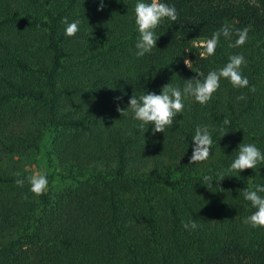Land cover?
Here are the masks:
<instances>
[{"label": "trees", "instance_id": "trees-1", "mask_svg": "<svg viewBox=\"0 0 264 264\" xmlns=\"http://www.w3.org/2000/svg\"><path fill=\"white\" fill-rule=\"evenodd\" d=\"M104 2L0 0V264H264V227L243 223L255 209L242 195L264 185V165L230 170L239 144L264 152V0H162L179 17L162 21L143 57L137 0ZM65 18L81 22L75 36ZM222 25H251L247 43L222 37L202 58L193 42ZM234 54L249 86L222 79L206 105L187 98L165 133L117 111ZM198 125L212 130V155L189 163ZM29 166L47 173L46 194L30 191ZM218 174L210 189L200 182Z\"/></svg>", "mask_w": 264, "mask_h": 264}, {"label": "clouds", "instance_id": "clouds-1", "mask_svg": "<svg viewBox=\"0 0 264 264\" xmlns=\"http://www.w3.org/2000/svg\"><path fill=\"white\" fill-rule=\"evenodd\" d=\"M105 7L104 0H99L98 11ZM135 24L139 33V38L135 44L137 57H143L151 53L156 48L158 36L155 30L161 25L162 21L167 19L176 22L179 13L174 5L162 2V0H137L135 4ZM62 23L66 25L65 35L75 36L80 31V21L69 22L65 18ZM251 25L243 29H234L231 25H222L219 30L214 32L209 39L203 42V52L200 53L202 58L214 56L216 49L223 37L226 40H232L235 36L234 43L229 47L238 48L247 43L251 30ZM185 65L190 68L188 59L184 61ZM247 60L243 54H234L228 57V62L219 69L210 70L206 76L203 73H196L192 78L186 79L183 88L173 86L170 83L162 87L159 94L153 91H147L140 96L132 95L128 100L127 108L119 107L117 111L121 115H127L130 111L134 120L139 121L138 128L143 132L147 131L148 126H152V134L157 132L165 133L166 129L173 127L178 114L184 112V101L191 97L201 105H206L213 97V94L220 88L222 79L228 80L233 88L242 89L249 86V79L243 75L242 69L247 66ZM250 91H255L252 86ZM246 97L240 95L237 100H243ZM123 95L114 97V101H121ZM225 126L230 125V120L225 118ZM226 132H223V135ZM222 135V136H223ZM221 136V137H222ZM192 152L189 157V163H203L209 160L212 155V130L208 125H198L195 134L192 136ZM258 165H264V152H262L254 143L238 146V154L230 165L233 172H241L246 169H256ZM19 175V174H17ZM225 176L218 174L217 177L204 175L201 183L210 189L212 182H219ZM30 185V191L36 196L47 193L49 181L47 173L44 171L36 172L27 177ZM16 184L23 187L25 179H16ZM264 185H249L242 192L243 198L250 202L255 211L246 217L243 223L251 225L253 228L264 227ZM185 229L195 230L198 225L195 221H189L183 224Z\"/></svg>", "mask_w": 264, "mask_h": 264}, {"label": "rangeland", "instance_id": "rangeland-1", "mask_svg": "<svg viewBox=\"0 0 264 264\" xmlns=\"http://www.w3.org/2000/svg\"><path fill=\"white\" fill-rule=\"evenodd\" d=\"M203 42H204L203 40L194 41L193 47L195 48L200 47L203 44ZM28 169L30 170L32 174L37 172L33 166H29Z\"/></svg>", "mask_w": 264, "mask_h": 264}]
</instances>
